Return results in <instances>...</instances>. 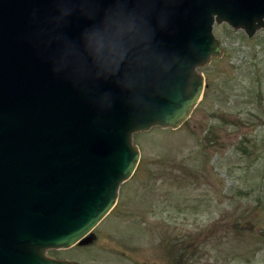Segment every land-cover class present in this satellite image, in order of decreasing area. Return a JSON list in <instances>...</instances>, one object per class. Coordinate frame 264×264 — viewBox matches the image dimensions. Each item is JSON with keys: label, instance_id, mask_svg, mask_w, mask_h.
I'll list each match as a JSON object with an SVG mask.
<instances>
[{"label": "water", "instance_id": "95a60500", "mask_svg": "<svg viewBox=\"0 0 264 264\" xmlns=\"http://www.w3.org/2000/svg\"><path fill=\"white\" fill-rule=\"evenodd\" d=\"M224 22L253 37L264 0H0V264H75L47 251L93 239L134 133L190 118Z\"/></svg>", "mask_w": 264, "mask_h": 264}, {"label": "rangeland", "instance_id": "374dc122", "mask_svg": "<svg viewBox=\"0 0 264 264\" xmlns=\"http://www.w3.org/2000/svg\"><path fill=\"white\" fill-rule=\"evenodd\" d=\"M223 53L179 129L134 136L141 160L75 264H264V29L216 24Z\"/></svg>", "mask_w": 264, "mask_h": 264}, {"label": "bare ground", "instance_id": "6f19581e", "mask_svg": "<svg viewBox=\"0 0 264 264\" xmlns=\"http://www.w3.org/2000/svg\"><path fill=\"white\" fill-rule=\"evenodd\" d=\"M74 248V247H73Z\"/></svg>", "mask_w": 264, "mask_h": 264}]
</instances>
